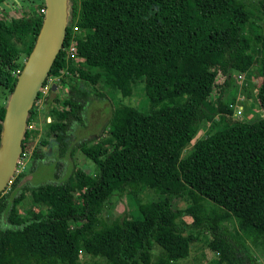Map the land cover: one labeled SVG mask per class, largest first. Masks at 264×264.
Listing matches in <instances>:
<instances>
[{"label":"trees","instance_id":"1","mask_svg":"<svg viewBox=\"0 0 264 264\" xmlns=\"http://www.w3.org/2000/svg\"><path fill=\"white\" fill-rule=\"evenodd\" d=\"M66 3L63 45L43 84L50 76L63 82V73L68 92L53 97L55 105L44 111L48 137L40 145L51 143L60 155L67 150L73 154V131L86 126L88 90L83 81L92 87L100 82L123 97L142 83L152 109L143 112L119 103L107 136L78 142L96 164L93 175L76 168L61 182L26 186L36 204L49 205L44 214L17 216L26 188L10 197L22 175L14 172L0 194V264H76L80 252L93 258L89 264H99L98 257L109 264H175L189 255L196 239L170 222L178 214L174 202L185 196L193 198L187 209L193 218L189 227L209 231L207 247L218 254L209 264H245V239L264 241V115L241 120L233 116L232 103H223L221 95L211 98L218 74L228 78L253 62L252 39L244 32L250 13L243 0ZM261 6L264 12V0ZM42 18L40 12L9 22L0 18V87L9 93L22 68L20 57L29 54ZM74 27L78 59L64 51ZM255 39L261 49L255 99L264 110V32ZM40 98L41 91L27 115L20 158L38 132L30 124ZM158 104L163 107L154 109ZM4 112L0 102V137ZM218 115L235 119L191 144L202 123ZM38 151L33 150L34 158L42 153ZM141 185L154 195L138 205L136 216L124 212L95 226L110 197ZM200 197L218 213L210 216L208 209L214 207L198 202ZM233 217L234 233L223 225ZM154 244L160 249L152 259Z\"/></svg>","mask_w":264,"mask_h":264},{"label":"rangeland","instance_id":"2","mask_svg":"<svg viewBox=\"0 0 264 264\" xmlns=\"http://www.w3.org/2000/svg\"><path fill=\"white\" fill-rule=\"evenodd\" d=\"M245 7L250 13L248 22L245 25L244 32L252 39L251 55L253 62L248 70L245 72H232L228 78L222 74H218L215 80V85L211 92L212 100H215L219 95L222 97L223 103H232L234 106L233 116L241 120H254L264 115V110L258 105L255 95L257 86L261 81V77L257 72L259 58H260V45L255 39L256 35L264 32V12L262 11V0H243ZM45 6V0H5L0 3V18L6 22L11 19H18L20 17L30 16L41 12ZM25 57H20V62L23 65ZM63 82L56 81L55 90L50 92V89L45 90L46 94L41 96L37 102V117L35 122L30 124V127L37 129L38 132L33 140L25 144V151L18 164L17 173H22L19 177L17 185L10 192V197L13 196L15 191L21 190L20 188L36 186L45 182H61L76 169L81 168L85 172L93 175L96 172V164L87 158L78 147V142L82 139L88 140L91 143L96 141L99 137L107 136L109 129V119L112 115L114 107L119 103L129 104L139 109L140 111L147 112L152 108L143 91V84L137 83L134 86V91L129 97H123L117 90H112L106 86L97 83L94 87L83 81L88 90V101L86 103V115L83 124L85 127L73 132L77 134L76 139L72 140L69 148H74L73 154L70 155L68 150L60 155L57 146L51 143L42 146L40 141L47 139L46 124L44 123V111L55 105L52 101L53 97H65L68 92V83L66 82L67 76L60 75ZM59 79V78H58ZM101 91L104 95H97ZM10 97V93L0 87V102L6 106ZM48 100V102H47ZM166 103H168L166 101ZM163 106L158 104L154 109H161ZM239 111V112H238ZM241 111V112H240ZM233 116L221 118L215 116L210 122H204L200 126L198 132L191 141V144L197 140L206 137L208 134L213 133L226 122H231L235 119ZM51 118L47 117V121ZM82 125V124H80ZM94 140V141H93ZM77 141V142H76ZM110 145V142L106 143ZM190 146V145H189ZM187 146L183 149L182 154L189 148ZM38 148L42 153H38L37 157L32 156L34 149ZM38 151V152H39ZM26 188L24 196L16 206V213L19 217H28L31 214H44L49 210V205L36 204L31 195V190ZM77 194V193H76ZM154 195V190L146 186H139L137 189L125 190L122 193H115L110 197L103 206V209L98 214V219L95 223L96 227H100L105 223H109L119 217L122 213L128 212L130 215L136 216L138 214V205ZM198 202L205 204L209 208L214 206L205 198H198ZM193 203V198L185 196L180 200L174 202V208L177 215L170 217L171 223H176L184 226V233H193L196 237L193 245L191 246L189 255L184 259H179L175 264H209L210 261L218 257L215 251H211L207 247L210 239V232L204 228L192 229L189 225L192 223L193 218L187 212V209ZM209 215L214 216L218 210L208 209ZM227 230L234 233L237 227V219L233 217L229 221L223 222ZM247 247V255L244 257L245 264H264V241L252 242L245 239ZM159 247L154 244L152 250V259L155 258ZM93 258L86 255L84 252L79 253V258L76 264H89ZM99 264H109L103 258H96Z\"/></svg>","mask_w":264,"mask_h":264},{"label":"water","instance_id":"3","mask_svg":"<svg viewBox=\"0 0 264 264\" xmlns=\"http://www.w3.org/2000/svg\"><path fill=\"white\" fill-rule=\"evenodd\" d=\"M67 0H45V12L34 44L17 74L5 106L0 137V194L8 185L22 151L26 119L51 65L62 48ZM56 85H52L55 90Z\"/></svg>","mask_w":264,"mask_h":264},{"label":"built area","instance_id":"4","mask_svg":"<svg viewBox=\"0 0 264 264\" xmlns=\"http://www.w3.org/2000/svg\"><path fill=\"white\" fill-rule=\"evenodd\" d=\"M41 12L44 14V12H45V6L41 9ZM73 29H74V32L72 33L71 38L68 41V44L66 45L64 51H65V53H66V55L68 57H73L74 59H78V49H77V46H76V38H75L76 37V31H78V30L75 27ZM58 78H59L58 76H50L47 79L46 83L43 84L41 86L40 90H39V91H41V96H44L46 94L45 90H47V88L49 90L50 87H52V85L54 83H56V81L58 80ZM20 159L21 158L19 156L18 161H17V164H16V167H15V171H14L15 173L18 172L17 166H18V164H20Z\"/></svg>","mask_w":264,"mask_h":264}]
</instances>
